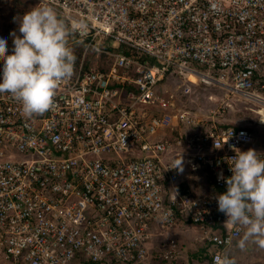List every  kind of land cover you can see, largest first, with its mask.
<instances>
[{"label":"built area","instance_id":"2783aa9c","mask_svg":"<svg viewBox=\"0 0 264 264\" xmlns=\"http://www.w3.org/2000/svg\"><path fill=\"white\" fill-rule=\"evenodd\" d=\"M47 3L74 71L43 114L0 93V264H222L246 229L219 177L264 158V0ZM252 104L255 127L224 120Z\"/></svg>","mask_w":264,"mask_h":264},{"label":"clouds","instance_id":"9594fccd","mask_svg":"<svg viewBox=\"0 0 264 264\" xmlns=\"http://www.w3.org/2000/svg\"><path fill=\"white\" fill-rule=\"evenodd\" d=\"M17 26L19 34L10 33L11 51L9 36L0 33V93L18 100L26 116L43 114L52 107L59 84L73 75L75 56L68 38L78 29L70 27L47 0L26 10ZM259 154L252 148L235 152L229 165L231 175L219 177L226 188L215 199L226 219L245 227L244 241L255 238L264 247V158ZM182 165L180 153L171 168L182 172ZM222 264L233 262L225 256Z\"/></svg>","mask_w":264,"mask_h":264},{"label":"rangeland","instance_id":"374dc122","mask_svg":"<svg viewBox=\"0 0 264 264\" xmlns=\"http://www.w3.org/2000/svg\"><path fill=\"white\" fill-rule=\"evenodd\" d=\"M5 1H6L5 4H1V8H0V28H3V31H4L5 26H7V24L5 23L6 21H9V20L10 21L14 20V22L19 21L20 16L26 10L33 7L32 0H16V2L15 0H5ZM220 91H221L220 88L216 86L206 87L207 93L218 95ZM202 102L203 104L201 105H206L207 107H211L213 105L211 102H204V100H202ZM252 105L251 107L247 108L249 112L244 111L243 108L234 106V109H231L229 112L226 113L224 120L227 122L233 121L235 123L249 124L255 127L257 124H259L258 117H257L259 114L257 110L260 111V108L257 106H254V104ZM252 108L254 109V112L251 111ZM186 242L183 243L184 247H186V249L193 250V247L192 246L189 247V243L188 242L186 243ZM262 242H264V238H262ZM244 247H246V250H242L241 253L237 254V259H235L237 260V262H239V264H245V263L250 264L251 256H248V254L246 255V251H248L249 249L254 251V255L256 256L264 255V247H262L261 243H258L255 238H250L247 241H245ZM232 250H234L235 252H238L240 248L237 245V246H233Z\"/></svg>","mask_w":264,"mask_h":264},{"label":"crops","instance_id":"0c3cea01","mask_svg":"<svg viewBox=\"0 0 264 264\" xmlns=\"http://www.w3.org/2000/svg\"><path fill=\"white\" fill-rule=\"evenodd\" d=\"M15 2H16V0H15ZM0 8H1V4H0ZM5 23L7 24V26H5L4 31H3V28H0V33H4V34L9 36V38L7 40V44H8L12 41V36L10 35V33L14 32V31L16 32L18 30V26L14 22V20H11V21L9 20V21H6ZM9 25H11L12 27ZM243 237H242V240L238 243V247L240 248V250L238 252H235L234 250L229 252V253H231V256H233L234 259H237V254L241 253L242 250H246V247H244L245 241L243 240ZM242 261H243V259H242Z\"/></svg>","mask_w":264,"mask_h":264},{"label":"trees","instance_id":"16d2710c","mask_svg":"<svg viewBox=\"0 0 264 264\" xmlns=\"http://www.w3.org/2000/svg\"><path fill=\"white\" fill-rule=\"evenodd\" d=\"M2 2H0V4H1ZM4 3H5V1H4ZM15 23L17 24V21H15ZM244 109V111H248L249 112V110L246 108V107H244L243 108ZM229 124H235V122H233V121H229ZM229 260H231L232 262H233V264H239V262H237L234 258H233V256H231V255H229V254H227V255H225Z\"/></svg>","mask_w":264,"mask_h":264}]
</instances>
